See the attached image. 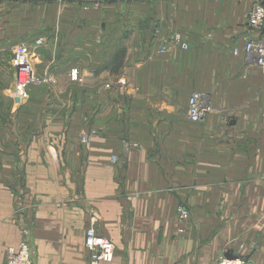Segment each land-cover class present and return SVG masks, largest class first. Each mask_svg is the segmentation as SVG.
Here are the masks:
<instances>
[{"label": "crops", "instance_id": "obj_1", "mask_svg": "<svg viewBox=\"0 0 264 264\" xmlns=\"http://www.w3.org/2000/svg\"><path fill=\"white\" fill-rule=\"evenodd\" d=\"M255 1L154 3L162 35L190 41L163 55L150 29L126 39L80 27L74 5L0 2V264L24 230L35 264H88L91 226L115 245L102 264H216L242 231L258 236L264 74L245 52ZM23 46L37 81L17 101ZM194 92L213 106L200 123L187 115ZM180 204L192 212L182 225Z\"/></svg>", "mask_w": 264, "mask_h": 264}, {"label": "built area", "instance_id": "obj_2", "mask_svg": "<svg viewBox=\"0 0 264 264\" xmlns=\"http://www.w3.org/2000/svg\"><path fill=\"white\" fill-rule=\"evenodd\" d=\"M16 4H29L32 2H55V3H73L82 4L85 7L89 5L101 6L110 3H129L141 1H158V0H0ZM249 30L257 33V37H247L245 39V52L255 65L264 74V0H256L248 16ZM43 40H39L41 43ZM154 44L157 46L156 53L163 55L174 47H180L182 50L190 48L189 43L185 38L179 34H173L169 39L160 37L158 34L154 37ZM32 52L27 46L19 48L12 60L11 68L14 71V97L22 101L28 98V88L37 81L35 72L31 63ZM76 78V74H73ZM213 112L210 99L207 95L201 92H194L191 94L188 105L187 115L191 122L200 123ZM264 113V111H263ZM83 143H88L90 137L83 134L81 136ZM126 149L130 147L125 146ZM114 161L116 158H113ZM179 220L184 222L188 219L189 213L186 207L180 206L178 209ZM86 247L90 252V259L88 264H102L111 263L115 259V245L107 238L98 235L96 228L91 226L86 232ZM6 264H35L30 248L26 243L20 244L18 247L10 248L8 250ZM217 264H250L242 257L222 256Z\"/></svg>", "mask_w": 264, "mask_h": 264}, {"label": "rangeland", "instance_id": "obj_3", "mask_svg": "<svg viewBox=\"0 0 264 264\" xmlns=\"http://www.w3.org/2000/svg\"><path fill=\"white\" fill-rule=\"evenodd\" d=\"M158 1H166V0H158ZM158 1H141V2H129V3H110V4H105L101 6H94V5H89V7H85L82 4H73V3H65L69 5H74L77 7V10L82 13L81 16V23L80 27H88V26H97V27H114L123 30V37L126 39H130L132 35L137 32V30L144 28L150 29V38H151V43H154V37L158 34L160 37H164L169 39L173 34L175 33H170L167 35H162L161 29H159L158 25H156V21H154L153 18V10H154V3ZM0 2H5V1H0ZM6 3H11V2H6ZM16 4V3H12ZM29 4H58L61 5L63 3H55V2H32ZM254 4V3H253ZM253 6V5H252ZM110 11H107L109 10ZM83 11V12H82ZM107 15H105V14ZM100 14V15H99ZM95 16V17H93ZM143 16V18H142ZM93 17V18H92ZM93 19H98L94 20L95 24L93 22ZM181 34V33H179ZM187 43L190 45V41L186 38L187 36L181 34ZM87 39V37L85 38ZM42 40V39H39ZM39 40L37 41V44L43 45L45 40H43L41 43H39ZM28 47V46H27ZM29 48V47H28ZM30 49V48H29ZM32 63V60H31ZM33 67V65H32ZM34 70V69H33ZM76 74V78L73 77V74ZM71 76L74 80H77L78 78V73L76 71H72ZM112 84H108L107 88H111ZM26 100V99H23ZM22 100V101H23ZM211 103V101H210ZM212 106V105H211ZM213 108V106H212ZM263 118H264V113H263ZM85 134L88 135V137L94 136L92 132H83L80 134V139L81 136ZM227 135V133H226ZM88 145L89 143H84ZM125 146L131 147L128 143L125 144ZM180 206L186 207L184 204L178 205V209ZM187 208V207H186ZM177 209V219L178 222L182 224H185L191 216L192 212L188 210L189 217L186 221L181 222L179 220V212ZM28 233L24 230L22 231V236L20 243L17 246H12L10 248H15L18 247L22 243H26L29 248H30V253H31V246L29 241L27 240ZM237 237L238 240L236 243H234L233 248H235L232 251V254L224 253L223 255L220 256H238L242 257L244 260H246L250 264H264V228L261 232H259L258 236H254L253 234L248 233V229L244 230L239 234ZM8 250H7V255H8ZM219 258V259H220ZM219 259L216 260V264L219 261Z\"/></svg>", "mask_w": 264, "mask_h": 264}, {"label": "water", "instance_id": "obj_4", "mask_svg": "<svg viewBox=\"0 0 264 264\" xmlns=\"http://www.w3.org/2000/svg\"><path fill=\"white\" fill-rule=\"evenodd\" d=\"M17 101H20L19 99H16ZM227 257H229V258H231V256L230 255H227Z\"/></svg>", "mask_w": 264, "mask_h": 264}]
</instances>
